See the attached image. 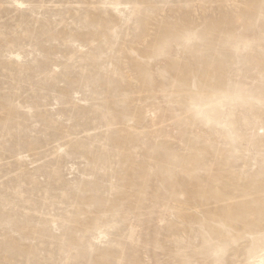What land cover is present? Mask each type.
Here are the masks:
<instances>
[{
  "label": "rangeland",
  "instance_id": "374dc122",
  "mask_svg": "<svg viewBox=\"0 0 264 264\" xmlns=\"http://www.w3.org/2000/svg\"><path fill=\"white\" fill-rule=\"evenodd\" d=\"M262 68L264 0H0V264H179L204 217L258 223ZM209 69L255 84L234 127L189 114Z\"/></svg>",
  "mask_w": 264,
  "mask_h": 264
},
{
  "label": "snow or ice",
  "instance_id": "6c2138e0",
  "mask_svg": "<svg viewBox=\"0 0 264 264\" xmlns=\"http://www.w3.org/2000/svg\"><path fill=\"white\" fill-rule=\"evenodd\" d=\"M129 10L142 9L141 4L125 5ZM157 7H166L157 5ZM193 33L189 31H176L171 37L162 41V49L177 48L188 50L193 43ZM238 51V50H237ZM209 69V74L202 80L200 88H193L194 98L189 104V114L208 125L218 123L209 113L219 111L224 116L221 127H234L237 113L249 106L253 101L252 90L254 83H248L242 75L236 77V82L228 87H220L215 83ZM260 105L264 109V68L259 78ZM205 98L211 102L205 103ZM231 122V123H230ZM264 173V163L261 165ZM219 221V223H218ZM204 230L201 234L194 235L190 242L188 258L179 264H236L229 257L233 252L243 249L249 254L257 244L261 250L259 261H248L247 264H264V185L261 189L259 204V216L254 210L244 213L229 212L225 210L220 216H207L203 218ZM108 237L101 232L96 243L106 240ZM210 253L211 259H202L201 253ZM162 264H173L172 261H163Z\"/></svg>",
  "mask_w": 264,
  "mask_h": 264
}]
</instances>
